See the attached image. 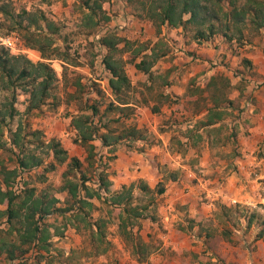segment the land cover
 Wrapping results in <instances>:
<instances>
[{"label": "rangeland", "instance_id": "374dc122", "mask_svg": "<svg viewBox=\"0 0 264 264\" xmlns=\"http://www.w3.org/2000/svg\"><path fill=\"white\" fill-rule=\"evenodd\" d=\"M81 5L82 0L0 2V36L16 34L21 41L18 53L10 54L24 56L33 63H48L56 74L54 92L59 99L56 108L43 106L25 114L27 96L19 93L14 104L19 115L6 121L7 127L2 137L6 145L0 148V161L8 169L16 166L18 151L9 144L8 129L15 131L17 126H22L28 132H40L29 138L30 150L45 157L47 148L41 146V143L46 145L51 139H56L69 158L79 159L82 163L81 171L88 179L87 186L94 188L92 183L95 177L93 168H87V152L74 143L76 131L70 125L72 117L90 114L89 111H79L81 105H95L99 110L95 119L98 124H109L114 135L123 132L122 125L112 122L123 113L110 107L117 103L108 86L109 73L103 64L106 49L100 40L107 33H112L122 40L145 43L149 48L152 46L158 56L154 57L149 76L138 72L133 63L129 62L138 45L127 47L121 42L118 52L114 53V58L121 60L132 86L128 93L130 111L127 112L130 114L122 122L124 126L141 129L144 139L134 142L123 139L106 148L101 146L99 140L93 141L96 163L107 171L112 183L111 192L133 184L131 204L141 208L146 206L143 217L134 221L127 232L132 238H139L148 244L149 254L138 261V256L134 254L136 239H130V235L124 237L118 229L120 210L94 201L96 209L90 214L94 219L101 217L107 222L106 239L111 244L109 250L101 255L92 253L89 230L74 220L72 212L55 213L46 219V223L51 226L52 237L49 255L43 251L41 253L47 258L41 264H157L154 258L162 248L160 235L166 232L158 217L164 200L157 193L158 190H167L176 185L183 189V193L191 190V193L196 194L195 190L202 182L207 181L210 188L216 184V179L221 182V178L233 169L231 161L238 155L241 145L239 134L248 135L240 125L243 113L248 104L256 101L254 93L264 91V28L256 34L245 32L246 37L238 43L228 42L220 34L214 35L209 41L202 42V45L215 48L220 51V55L207 63L193 55L190 58L192 68L187 70L174 63V59L179 55L184 56L185 51L180 48L175 50L173 44L178 43L174 38L182 39L187 45L195 43L193 28L172 29L162 26L158 32L151 22L139 16L141 11L129 5L126 0H105L102 9L109 21H101L91 29L83 20L85 11ZM2 8H6L8 13L4 9L2 11ZM24 11L42 12L56 24L59 32L52 38L56 45L66 49V61L57 58L44 60L40 52L26 47L23 41L26 22L18 24ZM174 52H178L177 55ZM149 60L152 61L151 58ZM191 72L194 74L188 77ZM212 78L228 80L229 87H226L224 93L231 104H220L224 110L222 119L205 126V107L211 106L210 94L214 95L215 92L212 87L209 89L210 94H201L197 90L205 88ZM216 83L221 88L222 82L219 79ZM2 98L0 93V102ZM98 118H101V122ZM101 132L105 130L101 129ZM146 155L150 156L154 166L153 170L146 172L147 179H140L136 177L142 171L140 157ZM54 164L53 171L43 172L45 165L30 171H20L17 186L25 183L28 187H34L37 193L45 190L59 199L56 207L68 208L71 199L66 192L60 191L66 163ZM215 167H225L221 177L216 176L218 173L205 174L206 169ZM41 174H44V181L40 180ZM76 177L79 178L80 174ZM140 181L151 188L149 194L141 192ZM195 196L198 199L195 209L213 203L211 217L206 218V221L182 217L181 221H177L178 224L174 223V228L192 232L199 226L200 231L211 232L213 246L218 252L228 255L231 260L228 264H264V209L257 212L256 209L250 211L238 205L227 207L210 199L206 193ZM74 222L79 229L72 225ZM193 245L197 246V243ZM36 254V249L31 250L26 256L27 263L24 260L7 261L4 256H0V264H34L41 260ZM199 257L203 258L202 261ZM207 257L197 252L192 255L194 263L214 264L206 260ZM217 257L219 259L215 264H227L222 257Z\"/></svg>", "mask_w": 264, "mask_h": 264}, {"label": "trees", "instance_id": "16d2710c", "mask_svg": "<svg viewBox=\"0 0 264 264\" xmlns=\"http://www.w3.org/2000/svg\"><path fill=\"white\" fill-rule=\"evenodd\" d=\"M105 0H82L83 20L86 25L93 29L101 21H109L102 4ZM129 5L136 10H140L139 16L151 22L159 32L162 26L168 28L185 29L188 26L194 30V41L196 44L209 41L214 35L220 34L228 42H240L246 34H256L264 28V0H126ZM7 14L6 8L2 11ZM18 22H26V28L23 29V41L26 47L35 49L41 54L44 60L59 59L66 61V49H62L55 44L52 36L59 32V28L54 22L49 20L42 12L30 13L23 12V16ZM246 32V34H245ZM101 44L106 49V55L103 58V64L109 73L108 86L111 90L116 106L111 105L120 113H123L112 122L122 125L123 132L114 135V131L109 124H98L96 117L99 110L97 106L83 104L79 111H89V115L81 114L73 116L70 125L76 131L74 143L85 149L87 152V168H93L95 179L91 188L87 186L88 179L81 171L82 163L75 157L69 158L66 150L56 139H51L46 145L45 157L36 154L35 150H30L29 138L40 134V132H28L22 126H17L15 131L8 129L9 144L18 151L16 154V166L12 169L6 168L0 161V256H4L7 261L22 260L26 261L28 253L36 249L41 260L34 264H41L42 260L47 258L43 256L42 251L49 255L50 225L46 219L55 213L72 212V217L78 223H82L84 228L89 230V239L92 253L96 255L105 254L111 244L106 239L107 222L98 217L94 219L91 212L96 209L94 201L110 207L118 208V229L120 234L128 237L129 226L134 225V221L143 217V208L133 206L131 203L132 189L122 186L119 191H112V183L108 179V174L101 164L96 163V152L93 141L99 140L101 146L106 148L114 146L121 140L126 139L129 142L143 140V131L135 126H124L123 119L129 117L130 102L129 92L131 82L125 74L121 60L114 58V53L118 52V45L124 42L125 46L132 47L138 45L129 60L133 63L135 69L144 75H150V70L157 57L155 50L148 47L145 43H136L118 38L115 34L107 33L101 38ZM150 51V53H147ZM151 58L152 61L149 59ZM222 82L221 88L218 87L217 80ZM56 74L53 68L46 62L33 63L26 57L11 55L10 52L0 47V93L3 98L0 102V148L6 145L2 141L3 130L6 128V121L13 120L19 115L14 107L19 93L27 96V106L25 114L39 110L43 106L56 108L59 105L58 96L55 94ZM80 84H78L79 86ZM214 89L215 94H210L209 89ZM229 87L226 78H212L203 89H198L201 94L208 92L210 94L211 106L205 107L206 123L210 126L222 119L224 115L221 105L223 102L231 104L227 100L224 90ZM101 122V118H98ZM104 129L105 132H101ZM50 160L48 162L47 159ZM55 163H66V171L62 174V184L60 191L66 192L71 199L68 208H58L56 205L59 199L45 190L37 193L34 187H28L27 184L17 186V178L20 171H30L34 168H40L45 165L43 172L53 171ZM80 174V177L77 178ZM40 180H45L44 174H41ZM141 192L149 194L151 188L140 181ZM164 188L158 190L161 195ZM76 229L79 226L72 224ZM135 240L134 249L138 256V261L149 254L148 244L139 238ZM142 250L144 252H142ZM25 263V264H26Z\"/></svg>", "mask_w": 264, "mask_h": 264}, {"label": "crops", "instance_id": "0c3cea01", "mask_svg": "<svg viewBox=\"0 0 264 264\" xmlns=\"http://www.w3.org/2000/svg\"><path fill=\"white\" fill-rule=\"evenodd\" d=\"M174 40H178V43L175 44L172 40L170 42L174 43L175 50L180 48L185 51L184 56L179 55L178 58L174 59V63L179 64L183 69L192 68L193 62L190 58L193 55L205 60V63L220 55V51L211 46L196 43L187 45L182 39L174 38ZM183 51H180V53L183 54ZM193 74L194 72L188 73V77ZM254 96L256 101L254 104L247 105L240 123L248 135L239 134L238 139L241 145L238 155L234 156L231 161L233 169H230L224 175V178H221L223 179L221 182L216 179L214 181L216 184L210 188L207 181L202 182L195 193H206L210 199L219 201L227 207L238 205L250 211L256 209L258 212L264 209V91L256 92ZM146 157H140L142 171L136 175L137 178L147 179L146 172L153 170L154 165L149 158L150 156ZM224 168H208L205 174L218 173L216 176L221 177ZM196 194L191 193V190L183 193V189H179L176 185L164 190L161 194L164 200L158 217L166 232H162L160 235L162 248L154 258L157 264H200L199 262L194 263L192 259L193 252L208 256L205 259L214 264L219 259L217 256L222 257L227 264L231 261L227 254L218 252L213 246L211 232L204 230L202 232L199 230V226L196 227L197 230L192 232L186 229L183 231L174 228V223L178 224L177 221H181L182 217L187 216L196 219V221L211 217V209H214L213 203L206 206L201 205L195 209L198 200ZM194 243H197V246L193 245ZM224 247H227V245L224 244ZM211 256L212 258H210ZM199 258L202 261L203 258ZM131 263L137 264L136 262Z\"/></svg>", "mask_w": 264, "mask_h": 264}, {"label": "built area", "instance_id": "2783aa9c", "mask_svg": "<svg viewBox=\"0 0 264 264\" xmlns=\"http://www.w3.org/2000/svg\"><path fill=\"white\" fill-rule=\"evenodd\" d=\"M20 45L21 41L16 34L0 36V47L8 50L10 53H18Z\"/></svg>", "mask_w": 264, "mask_h": 264}]
</instances>
